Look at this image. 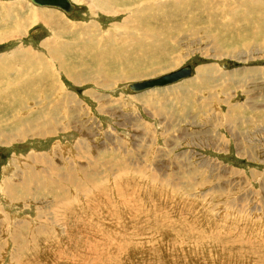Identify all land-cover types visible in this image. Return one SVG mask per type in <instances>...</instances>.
<instances>
[{"label":"rangeland","instance_id":"374dc122","mask_svg":"<svg viewBox=\"0 0 264 264\" xmlns=\"http://www.w3.org/2000/svg\"><path fill=\"white\" fill-rule=\"evenodd\" d=\"M29 1L0 0V264H264V43L243 21L263 0H109L99 11L71 0L69 16ZM144 26L172 32L169 43L153 44ZM27 50L55 78L35 73ZM141 63L148 75L123 76ZM186 66L190 80L129 87ZM191 82L201 90L178 91ZM57 192L73 194L72 207Z\"/></svg>","mask_w":264,"mask_h":264},{"label":"bare ground","instance_id":"6f19581e","mask_svg":"<svg viewBox=\"0 0 264 264\" xmlns=\"http://www.w3.org/2000/svg\"><path fill=\"white\" fill-rule=\"evenodd\" d=\"M71 1V0H70ZM79 1H81V0H79ZM79 1H77V2H79ZM96 1V0H95ZM101 1H103V0H101ZM105 1H109V0H104L103 1V3L101 4L100 3V0H97L96 1V3H98V5L96 4V6H97V8H98V11L100 10L99 8H101V10H102V7H105L106 5H107V3H105ZM111 1L112 0H110V2H108L109 4H111ZM135 1H138V0H135ZM140 1V0H139ZM195 1V0H194ZM193 0H192V4H195V3H193L194 2ZM197 2H198V0H196ZM201 1V0H200ZM206 1L207 0H205V2L204 3H206ZM30 2V1H29ZM32 2V1H31ZM116 2H118V0L116 1H114V3H116ZM131 2H133V1H129V2H127V3H131ZM188 2V1H187ZM196 2V3H197ZM209 2H210V0H209ZM251 2V1H250ZM249 2V3H250ZM33 3V2H32ZM95 3V2H94ZM93 3V4H94ZM135 2H133L132 4H134ZM137 3V2H136ZM176 3V2H175ZM174 3V4H175ZM190 3V4H191ZM229 3H232V2H230L229 1ZM242 3V2H241ZM34 4V3H33ZM71 4L75 7V13H76V11H77V6L73 3V1H71ZM118 4V3H117ZM117 4H115V5H117ZM151 4V3H150ZM181 4H183V3H181ZM184 4H185V2H184ZM184 4H183V6H184ZM187 4H189V3H187ZM190 4H189V6H190ZM253 4V3H252ZM256 4V3H255ZM254 4V5H255ZM35 5V4H34ZM89 5V7H91L90 6V3L88 4ZM152 5V4H151ZM245 5V1H244V4H243V6ZM250 5V4H249ZM254 5H252L253 6V8H252V11L249 9L250 7L249 6H247V4H246V6L248 7V9L251 11V13H248L247 15H246V17L245 16H243L244 18H243V21H245V25H246V29H247V37H249L250 38V40L252 39V41L254 42V41H256V45L257 46H261L263 43H264V23H262L261 21H260V16L262 15L263 17H264V0H263V3H258L257 4V7H255L254 8ZM35 6H37V7H40V8H50V9H57V10H59V11H62L61 9H58V8H53V7H44V6H38V5H35ZM175 6H178L177 5V3L175 4ZM183 6H181V8L183 7ZM187 5H185V7H186ZM192 6V5H191ZM190 6V7H191ZM195 5H193L192 7H194ZM199 6L201 7V5L199 4ZM207 6H208V4H207ZM242 6V5H241ZM240 6V7H241ZM178 7H180V4H179V6ZM199 7V8H200ZM203 7V6H202ZM201 7V8H202ZM13 8V7H12ZM162 8L164 9V7L162 6ZM180 8V9H181ZM189 8V7H188ZM206 8H208V7H206ZM91 9H93L92 7H91ZM182 9H184V8H182ZM192 9V8H191ZM190 9V10H191ZM205 9V8H204ZM244 9V8H243ZM247 9V10H248ZM97 10V9H96ZM158 10H162V9H158ZM185 10H187V9H185ZM236 10H238L237 8H236ZM235 10V11H236ZM246 10V11H247ZM146 11V10H145ZM153 11H155V10H153ZM157 11V10H156ZM163 11V10H162ZM233 11V10H232ZM235 11H233V12H235ZM242 12H243V10H241ZM63 13H65L64 11H62ZM144 12V11H143ZM245 12V11H244ZM244 12H243V14H241V15H244ZM74 13V14H75ZM112 13V12H111ZM142 13V12H141ZM140 13V14H141ZM149 13H151L150 11H149ZM155 13V12H154ZM184 13V12H183ZM187 13V12H186ZM224 13H226V12H224ZM48 14V13H47ZM67 16H69V14H67V13H65ZM131 14H133V13H131ZM143 14V13H142ZM146 14H148L147 12H146ZM208 14H209V12H208ZM232 14V13H231ZM236 14H238V12L236 11ZM43 15L44 14H42V16L41 15H39V17L41 16V17H43ZM49 15V14H48ZM134 15H136V14H134ZM138 15V14H137ZM150 15V14H149ZM149 15H147V16H149ZM153 15V14H152ZM188 15H189V11H188ZM223 15V14H222ZM226 15V14H225ZM235 15V14H234ZM233 15V16H234ZM186 16H187V14H186ZM232 15H231V17H233ZM236 16V15H235ZM235 16L233 17V19L235 18ZM136 17V16H135ZM207 17H209V15L207 16ZM230 17V16H229ZM228 17V18H229ZM237 17V16H236ZM239 17V16H238ZM144 18V17H143ZM198 18V17H197ZM199 18H202V17H199ZM198 18V19H199ZM206 18V17H205ZM210 18H211V16H210ZM241 18V17H240ZM240 18H239V22H240ZM209 19V18H208ZM238 19V18H237ZM236 19V20H237ZM262 19V18H261ZM53 20V19H52ZM137 20V19H136ZM135 20V21H136ZM203 20V19H202ZM212 20V19H211ZM262 20H264V19H262ZM47 21H49V20H47ZM189 21V20H188ZM197 21V20H196ZM199 21V20H198ZM206 21V20H205ZM213 21V20H212ZM221 21V20H220ZM131 22V21H130ZM133 22V21H132ZM187 22V21H186ZM201 22H203V21H201ZM214 22V24H215V21H213ZM212 22V23H213ZM222 22V21H221ZM227 22V21H226ZM238 22V21H237ZM30 23V22H29ZM52 23H54V21H52ZM65 23V22H64ZM188 23H190V22H188ZM207 23V22H206ZM206 23H204L203 25H206ZM225 23V22H224ZM234 23V22H233ZM232 23V24H233ZM244 23V22H243ZM47 24H48V22H47ZM137 24V23H136ZM135 24V25H136ZM191 24H193V23H191ZM190 24V26H192ZM196 24V23H195ZM200 24H202V23H200ZM223 24V23H222ZM231 24V23H230ZM239 24H241V23H239ZM33 25V24H32ZM49 25V24H48ZM51 25V24H50ZM130 25V24H129ZM134 24H132V26H133ZM148 26H150V25H152V24H147ZM187 25V24H186ZM185 25V26H186ZM189 25V24H188ZM197 25H199V23L197 24ZM209 25H211V24H209ZM216 25V24H215ZM235 25V24H234ZM131 26V25H130ZM145 27L144 26V29H145V32L143 33L144 34V36L145 35H154V37L152 38L153 39V41H154V43L153 44H156V46H164L165 44H167V43H169V40L171 39V33L172 32H169L170 33V35H169V33H167V30L164 28V30H162L161 28L157 31V32H154V29H155V27H154V29L151 31L150 30V28L149 27ZM184 26V28H186ZM195 26V25H194ZM201 26V25H200ZM212 26H214V25H212ZM243 26V25H242ZM20 27V26H19ZM136 27V26H135ZM142 27V26H141ZM140 27V28H141ZM152 27V26H151ZM225 27H226V25H225ZM227 27H228V25H227ZM236 27H239V26H237L236 25ZM218 28V27H217ZM219 28H220V30H222V31H224V30H226V28H224L223 26H219ZM228 28H230V27H228ZM227 28V30L229 31V29ZM240 28V27H239ZM238 28V29H239ZM245 28V27H244ZM21 29V28H20ZM122 29V28H121ZM152 29V28H151ZM172 29V28H171ZM200 29V28H199ZM202 29H203V27H202ZM231 29V28H230ZM242 28H240V30H241ZM246 29H244V30H246ZM24 30V29H23ZM197 30V29H196ZM233 30H234V26H233ZM243 30V29H242ZM243 30V31H244ZM128 31H129V29H128ZM143 31V30H142ZM172 31V30H171ZM178 31H182V30H179V28H178ZM237 30H235L234 32H236ZM124 32V31H123ZM132 32V31H131ZM130 32V33H131ZM177 32V31H176ZM183 32V31H182ZM187 32V31H186ZM189 32V31H188ZM187 32V33H188ZM225 32V31H224ZM239 32V31H238ZM245 32V31H244ZM142 33H140V34H142ZM210 33V32H209ZM216 33V32H215ZM232 33H233V31H232ZM125 34H127V33H125ZM139 34V35H140ZM177 34V33H176ZM182 34V33H181ZM183 34H184V32H183ZM223 34V33H222ZM241 34H243V32L241 31V32H239L238 33V37H241V39L240 40H242V41H244V40H246L244 37H246L245 35L244 36H242ZM138 35V34H137ZM193 35V34H192ZM196 35H198V34H196ZM220 35V34H219ZM225 35V34H224ZM8 36V35H7ZM128 36H129V33H128ZM134 36V35H133ZM207 35H205V37H206ZM235 36H236V34H235ZM132 36H131V34H130V38H131ZM136 37V36H135ZM146 37V36H145ZM179 37V36H178ZM209 37V36H208ZM211 37V36H210ZM209 37V38H210ZM137 39H138V37H136ZM142 38V37H141ZM150 39H151V37H149ZM148 38V39H149ZM236 38V40L234 41V42H236V43H239V39H237V37H235ZM243 38V39H242ZM124 39H125V37H124ZM142 39H144V37L142 38ZM142 39H141V41H142ZM182 39V38H181ZM212 39V38H211ZM215 39V38H214ZM221 39V38H220ZM119 40V39H118ZM126 40H127V38H126ZM145 41H147L146 40V38L144 39ZM213 40V39H212ZM216 40V39H215ZM222 40V39H221ZM247 41V40H246ZM251 41V42H252ZM107 43H108V41H106ZM113 42V41H112ZM118 42V41H117ZM125 42H128V40L127 41H125ZM143 42V41H142ZM218 42V41H217ZM133 43V45H134V43L135 42H132ZM213 43V42H212ZM215 43V42H214ZM229 43V42H228ZM250 43V42H249ZM77 44V43H76ZM109 44L111 45V42H109ZM108 44V45H109ZM127 44V43H126ZM138 45L137 46H143L142 44H144V43H140V41L137 43ZM150 44V43H149ZM223 44H224V42H223ZM243 44H245V43H243ZM47 45V44H46ZM101 45V44H100ZM103 45V44H102ZM147 45L148 44H146L145 46L147 47ZM169 45V44H168ZM242 45V44H241ZM246 45V44H245ZM250 45V44H249ZM48 46V45H47ZM104 47L106 46L105 44L103 45ZM135 47L136 49L138 48V47ZM253 46V45H252ZM126 47H129V46H126ZM145 47V48H146ZM149 47V46H148ZM147 47V48H148ZM255 47V46H254ZM143 48V47H142ZM146 48V49H147ZM151 48H152V46H151ZM246 48V47H245ZM251 48V47H250ZM263 48V47H262ZM71 49V48H70ZM136 49H134V50H136ZM138 49H140V48H138ZM162 49V48H161ZM235 49V48H234ZM69 50V49H68ZM151 50V49H150ZM153 50V49H152ZM236 50V49H235ZM235 50H233V51H235ZM56 51V50H55ZM144 51V50H143ZM19 52H20V50H19ZM57 52H60V51H57ZM93 52V51H92ZM97 52H98V50H97ZM104 52V51H103ZM235 52H237V51H235ZM32 53V52H31ZM28 50L24 53L25 54V56H23L22 58L23 59H25V58H28V61H29V66L31 65V68L33 69H36L37 71L36 72H38V71H41L42 72V75H44L43 76V78H44V81L46 82H48V80H50V78L52 77V76H54V70H53V67L51 68V64L49 65L48 64V61L46 62L42 57H39V60L37 59L36 60V62H34V58H32L31 57V54ZM50 53V52H49ZM61 53V52H60ZM145 53V52H144ZM149 53H151V52H149ZM23 54V55H24ZM59 54V53H58ZM163 54V53H162ZM225 54V53H224ZM236 54V53H235ZM22 55V54H21ZM33 55H34V53H33ZM57 55V54H56ZM61 55H67L66 53L65 54H61ZM37 57V56H36ZM54 57V56H53ZM136 57V56H135ZM134 57V58H135ZM144 57H146V56H144ZM66 58V57H65ZM65 58H63V57H58V59H59V61L62 63V67H61V69L62 70H64V71H66V72H69V69H72L73 68V66L71 65L70 67H68V65L69 64H67L66 63V59ZM143 58V57H142ZM55 59V58H54ZM136 59V58H135ZM148 59H151L150 58V55L147 57V58H145L144 59V63H146L147 61H148ZM2 60V59H1ZM92 60V59H91ZM3 61V60H2ZM52 60H50L49 61V63L51 62ZM58 61V62H59ZM95 61L96 62H103V59H100L99 58V56H98V58H97V56L95 57ZM143 60L142 59H140V60H137L136 59V63H138V62H142ZM53 62V61H52ZM57 62V63H58ZM118 62H121V61H118ZM129 63H130V61H129ZM132 64H133V62H132ZM140 64V63H139ZM142 64L143 63H141V66H139L138 68H137V70L136 71H134V68L132 67V68H130L129 66H127L129 69L127 70V71H123V70H121V71H123V76L125 77V78H142L141 76H144V75H148V72H149V68L146 70V71H144L143 69H142ZM55 66V65H54ZM103 66V65H102ZM125 66V67H126ZM30 69V68H29ZM33 69V71L35 72V70ZM90 68L88 67V70H89ZM178 70H180V68L179 69H177V70H174V71H171V72H168V73H165V74H163V75H161V76H164V75H167V74H170V73H173V72H176V71H178ZM5 71V70H4ZM35 72V73H36ZM5 73V72H4ZM32 73V72H31ZM101 73H103V74H105V73H111V72H107V70L106 71H99L98 69H96V71H93V74H95V76L96 75H98V74H101ZM126 73H128V74H126ZM195 73H196V70H195ZM29 74V73H28ZM51 76V77H49V75ZM197 74L200 76V78L202 79V81L203 82H201V86H203V84H204V82L206 81V77H207V75H206V72L205 71H203L202 69H198L197 70ZM240 74V73H239ZM150 75V74H149ZM246 75V74H245ZM2 76V75H1ZM161 76H159V77H161ZM195 76V74H193L192 73V76L190 77V78H187V79H184V80H181V81H178V83H180V82H182V81H186V80H190V79H192L193 77ZM238 76V75H237ZM241 76V75H240ZM57 77V76H56ZM159 77H156V78H159ZM245 77V76H244ZM247 77H249V76H246V78ZM256 77V76H255ZM42 78V79H43ZM54 78H55V76H54ZM94 78V77H93ZM119 79H121V77H118ZM150 79H155V78H150ZM150 79H146V80H150ZM53 80V79H52ZM146 80H144V81H146ZM198 80V79H197ZM55 82H56V80H54ZM141 82H143V81H141ZM57 83V82H56ZM134 83H139V82H134ZM17 84V83H16ZM132 84V83H131ZM177 84V83H176ZM207 84V83H206ZM18 86H20L19 84H17ZM57 85V84H56ZM172 85V84H171ZM171 85H168V86H171ZM174 85H175V83H174ZM199 86L200 84H196V82H191V83H189V84H186V85H182L181 86V90H178V91H184L185 93L184 94H187L186 92L187 91H193V90H196V86ZM2 86V85H1ZM0 86V87H1ZM9 87V86H8ZM7 87V88H8ZM167 87V86H166ZM196 87V88H195ZM4 88V87H3ZM24 88V87H23ZM23 88H21V89H23ZM156 88H159V87H156ZM156 88H153V89H156ZM17 89V88H16ZM25 89V88H24ZM58 89V88H57ZM18 90V89H17ZM149 90H152V89H149ZM197 90H201V89H198L197 88ZM6 91V90H5ZM19 91H20V89H19ZM55 91V90H54ZM146 91H148V90H146ZM146 91H144V92H146ZM29 93V92H28ZM30 93H32V91H30ZM29 93V94H30ZM60 94H61V92H60ZM63 94V93H62ZM189 94V93H188ZM50 95V94H49ZM70 95V94H69ZM30 96H33L34 97V95L32 94V95H30ZM47 96V95H46ZM61 96V95H60ZM184 96V95H183ZM26 97V96H25ZM25 97L22 95V96H20L18 99H16V100H13V102L12 103H8V104H10V105H8V107H10V109L11 110H13V111H17V109H19V108H21L22 107V104H23V102H24V100H25ZM64 97H65V95H64ZM64 97H63V99H64ZM69 97V96H68ZM32 98V97H31ZM31 98H29V99H31ZM69 100H74V99H72V98H69ZM65 101V100H64ZM10 102V101H9ZM26 103V102H25ZM24 103V105H26ZM23 105V106H24ZM21 110V109H20ZM238 110V109H237ZM15 113V112H14ZM234 113V112H233ZM239 113H240V111H239ZM13 114V113H12ZM231 114V113H230ZM234 115V114H233ZM237 115V114H236ZM37 117V116H36ZM36 117H34L33 119L34 120H37L36 122L38 123V120H41V118L39 117V119H37ZM238 118V117H237ZM235 119V118H234ZM43 120V119H42ZM22 121V120H21ZM25 121V120H24ZM33 121V120H32ZM230 121V120H229ZM18 122H20V121H18ZM44 122V121H43ZM49 122V121H48ZM55 122H56V120H55ZM236 122V121H235ZM22 123V122H21ZM32 123V122H31ZM14 124H16V122L14 123ZM49 124V123H48ZM16 126V125H15ZM22 126V125H21ZM53 126V125H52ZM14 128V127H13ZM2 129V128H1ZM15 129V128H14ZM4 132V131H3ZM3 134V133H2ZM5 136H6V134H5ZM12 136L14 137V135L12 134ZM13 137H11V138H13ZM17 137V136H16ZM71 177H72V175H71ZM32 182V181H34L33 180V178H28V183L29 182ZM44 184V183H43ZM45 185V184H44ZM95 186H96V184H95ZM94 186V187H95ZM97 186H99V185H97ZM5 188H7V191H6V194H8L12 199L13 198H15L16 197V195L18 194V190H19V188H12V190H10V186H7V187H5ZM97 188V187H96ZM99 189V188H98ZM21 190H23V189H21ZM25 190V193H28L29 191H28V189H24ZM128 190V189H127ZM20 191V190H19ZM72 194V193H71ZM100 195V194H99ZM72 196H73V194H72ZM72 196H70L69 194H68V196H66L63 192H57V198H62L63 200H64V202H68L69 203V205L70 204H73L74 203V201H73V197ZM79 198H78V202H79ZM60 202H61V200H60ZM83 202V201H82ZM62 204V203H61ZM62 205H64V204H62ZM67 205V204H66ZM71 207H72V205H70ZM62 207V206H61ZM76 207H77V205H76ZM61 210L62 209H60V212H61ZM65 210V209H64ZM75 211V210H74ZM144 211V210H143ZM55 213V212H54ZM76 213H78V212H76ZM76 213H74V214H76ZM62 214V213H61ZM65 214V213H64ZM57 215H58V213H57ZM66 215V214H65ZM79 215V214H78ZM78 215H76V216H78ZM60 216H62V215H60ZM55 217V216H54ZM57 217V216H56ZM81 217V216H80ZM82 217H83V215H82ZM62 218V217H61ZM134 218H136V216L134 217ZM90 228H92V227H90ZM82 232H85V231H82ZM86 233V232H85ZM84 234V233H83ZM125 234L127 235V236H129V237H131L132 239L134 238V237H139L140 236V234H138V233H135L134 231H133V229H126L125 230ZM17 235V234H16ZM19 236V235H18ZM17 237H15L14 239H16ZM17 241H19V239L17 240ZM15 242H16V240H15ZM18 245H19V247H20V250L21 251H19V252H22V253H24V250H26V246H29L28 244L26 245V243H25V241H22L21 243H17ZM21 244H22V247H21ZM102 245V244H101ZM100 246V245H99ZM30 247H31V245H30ZM77 247V246H76ZM79 247V246H78ZM135 247V246H134ZM28 248V247H27ZM142 249V251H143V247H142V245H138L137 247H135V249ZM61 250V249H60ZM56 252V251H55ZM61 252V254L63 255V256H70V254H63L62 253V251H60ZM67 252V251H66ZM78 253V252H77ZM85 253V252H84ZM122 253V252H121ZM136 255V254H135ZM79 256V255H78ZM18 257V256H17ZM25 257V256H24ZM77 257V256H76ZM23 258V257H22ZM63 258V257H62ZM79 258V257H78ZM68 259H69V257H68ZM80 260V259H79ZM78 259H76L75 257H73L72 255H71V259H69L68 260V264H74V263H76V264H80L81 263V261H79ZM131 260H134V262H136L137 260L136 259H131ZM140 260V259H139ZM83 261V260H82ZM80 262V263H79ZM82 263H84V262H82Z\"/></svg>","mask_w":264,"mask_h":264},{"label":"water","instance_id":"95a60500","mask_svg":"<svg viewBox=\"0 0 264 264\" xmlns=\"http://www.w3.org/2000/svg\"><path fill=\"white\" fill-rule=\"evenodd\" d=\"M35 5L44 7L58 8L65 13L71 15L75 12V7L71 4L70 0H30ZM192 69L189 66L183 67L182 69L161 76L159 78L146 80L139 83H132L129 85L130 89L134 92L140 93L156 87H165L178 81L190 78L192 76Z\"/></svg>","mask_w":264,"mask_h":264},{"label":"crops","instance_id":"0c3cea01","mask_svg":"<svg viewBox=\"0 0 264 264\" xmlns=\"http://www.w3.org/2000/svg\"><path fill=\"white\" fill-rule=\"evenodd\" d=\"M49 10H52V9H49ZM54 10V9H53ZM54 11H56V10H54ZM58 11V10H57ZM59 12V11H58ZM43 24H45V23H43ZM45 26L47 27V25L45 24Z\"/></svg>","mask_w":264,"mask_h":264}]
</instances>
